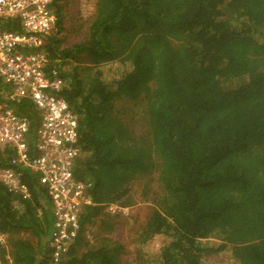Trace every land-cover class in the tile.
Segmentation results:
<instances>
[{
	"label": "trees",
	"instance_id": "1",
	"mask_svg": "<svg viewBox=\"0 0 264 264\" xmlns=\"http://www.w3.org/2000/svg\"><path fill=\"white\" fill-rule=\"evenodd\" d=\"M63 1H52L45 52L78 119L73 173L91 183L94 205L57 264H120L111 233L125 217L103 207L131 205L136 183L151 209L138 241L169 239L157 264L218 253L264 264V0H96L84 36L66 47ZM127 100L143 107L140 130L117 110ZM22 181L29 198L0 185L12 264H54L47 198L32 175Z\"/></svg>",
	"mask_w": 264,
	"mask_h": 264
},
{
	"label": "built area",
	"instance_id": "2",
	"mask_svg": "<svg viewBox=\"0 0 264 264\" xmlns=\"http://www.w3.org/2000/svg\"><path fill=\"white\" fill-rule=\"evenodd\" d=\"M52 1L0 0V185L29 198L22 181L28 173L42 187L51 215L49 256L57 264L78 235L83 209L94 204L91 183L73 173L81 156L78 119L59 96L65 80L45 52L56 24ZM16 106H32L34 130ZM8 238L0 231V264H12Z\"/></svg>",
	"mask_w": 264,
	"mask_h": 264
},
{
	"label": "rangeland",
	"instance_id": "3",
	"mask_svg": "<svg viewBox=\"0 0 264 264\" xmlns=\"http://www.w3.org/2000/svg\"><path fill=\"white\" fill-rule=\"evenodd\" d=\"M96 0H64L63 1V14H64V31L60 33L59 39L62 41L61 46H68L73 43L76 38L84 36L86 32V27L88 26V21L94 13V5ZM89 18V19H88ZM88 20V21H86ZM74 29H80V34L72 33ZM108 68V67H107ZM64 70V68H63ZM107 73H112L111 70H107ZM139 104V105H138ZM34 110L31 107L29 109ZM14 109H20L19 106L14 107ZM29 111L28 108H26ZM117 110L123 112L126 119H130L133 127L136 130H140L143 126L142 112L143 107L138 102L135 103L133 100H127L126 102H117ZM136 183L131 193V205L116 209L113 205L104 206V212L110 215H121L125 217L122 219L124 225L121 228H114L111 233V238L117 240L119 244L124 247L123 253L119 257L120 264H157L158 254L160 248L167 244L168 238L165 236H153L145 244H141L138 241V226L142 224L151 209L149 205L143 200V197L136 193ZM113 206V207H112ZM111 207V208H110ZM107 219L105 222L107 223ZM117 227V226H116ZM86 238L90 245H96L99 239H94L93 235L97 234L95 227L88 229ZM48 240V238H47ZM202 241V240H201ZM206 244V241L203 240ZM49 246V243H47ZM201 264H232L230 259H228L227 253H218L214 255H204L201 260Z\"/></svg>",
	"mask_w": 264,
	"mask_h": 264
},
{
	"label": "crops",
	"instance_id": "4",
	"mask_svg": "<svg viewBox=\"0 0 264 264\" xmlns=\"http://www.w3.org/2000/svg\"><path fill=\"white\" fill-rule=\"evenodd\" d=\"M20 109H15L14 111L17 112L19 115H22V116H26L28 119H29V124L31 123V121L35 122V127L37 126V123H38V119L35 117L36 114L33 113V115L30 114L29 111L26 110V108H21L22 106H19ZM30 127V125H29ZM34 127V128H35ZM30 131H31V128H30ZM47 205H48V202H47ZM48 216H49V233L51 232V215H50V210L48 208ZM20 235H22V233H20ZM47 243H48V240H47Z\"/></svg>",
	"mask_w": 264,
	"mask_h": 264
},
{
	"label": "clouds",
	"instance_id": "5",
	"mask_svg": "<svg viewBox=\"0 0 264 264\" xmlns=\"http://www.w3.org/2000/svg\"><path fill=\"white\" fill-rule=\"evenodd\" d=\"M48 239H49V236H48Z\"/></svg>",
	"mask_w": 264,
	"mask_h": 264
}]
</instances>
